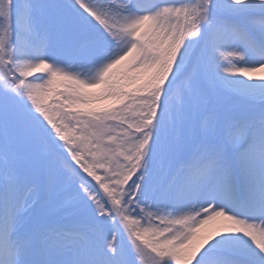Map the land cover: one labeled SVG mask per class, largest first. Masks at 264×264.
Masks as SVG:
<instances>
[{
	"label": "snow or ice",
	"instance_id": "6c2138e0",
	"mask_svg": "<svg viewBox=\"0 0 264 264\" xmlns=\"http://www.w3.org/2000/svg\"><path fill=\"white\" fill-rule=\"evenodd\" d=\"M0 264H264V0H0Z\"/></svg>",
	"mask_w": 264,
	"mask_h": 264
}]
</instances>
